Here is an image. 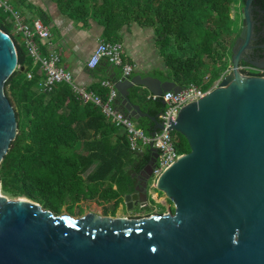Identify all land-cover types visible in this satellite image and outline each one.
I'll return each mask as SVG.
<instances>
[{
	"label": "water",
	"instance_id": "water-1",
	"mask_svg": "<svg viewBox=\"0 0 264 264\" xmlns=\"http://www.w3.org/2000/svg\"><path fill=\"white\" fill-rule=\"evenodd\" d=\"M254 2H245L231 68L220 87L169 125L191 147L154 187L175 211L138 221L94 212L56 216L37 202L7 196L0 176V264H264V79L239 71L253 35ZM17 70L26 67L19 65L13 38L0 28V164L19 134L17 110L6 95ZM113 81L131 119L148 117L152 137L164 130L159 118L134 102L133 90L162 97L183 88L152 76ZM149 147L152 156L142 172L147 182L159 157ZM138 200V194L128 195L124 205L131 209Z\"/></svg>",
	"mask_w": 264,
	"mask_h": 264
},
{
	"label": "trees",
	"instance_id": "trees-1",
	"mask_svg": "<svg viewBox=\"0 0 264 264\" xmlns=\"http://www.w3.org/2000/svg\"><path fill=\"white\" fill-rule=\"evenodd\" d=\"M52 1L64 15L78 22L87 24L94 20L104 26L108 39H119L120 30L133 23L152 28L167 70L153 76L183 89L192 84L201 86L205 77L211 75L207 88L210 89L227 72L232 48L241 33L239 13L242 14L246 2ZM0 28L13 38L19 65L26 67L25 72L17 70L6 84V95L17 110L19 134L0 164L3 192L14 199L28 198L41 204V191L56 184L62 190L75 192L79 204L90 202L102 207L113 204L118 210L124 198L134 193L139 176L151 159L150 147L140 153L131 151L127 136L95 103L81 100L70 85L58 84L50 93L41 92L38 86L45 76L41 66H34L5 19L0 18ZM118 76H122V71ZM119 105L122 107L121 99ZM142 105L160 121V115L167 109L166 104L147 94ZM152 125L148 118L138 123L147 135ZM181 136L184 139L178 144L180 153H190L188 140Z\"/></svg>",
	"mask_w": 264,
	"mask_h": 264
},
{
	"label": "built area",
	"instance_id": "built-area-1",
	"mask_svg": "<svg viewBox=\"0 0 264 264\" xmlns=\"http://www.w3.org/2000/svg\"><path fill=\"white\" fill-rule=\"evenodd\" d=\"M0 8L6 10L12 16L15 32L23 37L27 54L36 64L41 66L45 74L44 79L38 86L40 91L50 93L56 85L68 84L81 100L95 103L102 109L108 119L118 128L126 132L129 138L130 148L133 152L140 153L144 147L153 145L159 152L152 177L156 181L167 168L172 166L184 155L178 149V143L174 136L175 131L169 128L170 123L178 120L180 112L185 107L201 101L218 89L224 80V76L229 72L228 70L222 79L210 89L192 84L183 89L179 94L168 92L162 97L152 95L151 98L153 100L164 101L167 105L166 111L160 115L161 122H163L165 128L163 131L157 133L156 136L152 137L145 134L143 130L136 126V122L133 119L117 108L116 104L119 98V92L116 89L115 83L110 80H104L102 82L103 87L108 89V95L105 98L99 94L89 93L76 84L74 73L61 66L60 54L50 42L51 31L44 22L41 20L26 21L6 0H0ZM43 47L47 48V50L43 51ZM103 61L108 62L112 66L122 68L123 74L127 79H130L136 71L135 64L125 61V48L119 42H100L87 65L90 68H95ZM239 71L246 76L261 77V79H264V69L250 64L240 65ZM28 77L32 79V73H29ZM207 80H209V77Z\"/></svg>",
	"mask_w": 264,
	"mask_h": 264
},
{
	"label": "crops",
	"instance_id": "crops-1",
	"mask_svg": "<svg viewBox=\"0 0 264 264\" xmlns=\"http://www.w3.org/2000/svg\"><path fill=\"white\" fill-rule=\"evenodd\" d=\"M6 1L12 2L14 4L12 7L26 21L41 20L49 27L51 31L50 42L52 43L54 49L60 54L61 66H63L66 70L73 72L76 84L81 88H84L89 93L99 94L105 98L108 95V89L103 87L102 82L104 80H110L115 83L113 80H123L125 77L122 68L112 66L106 61H103L95 68H90L87 65L95 49L102 41L110 43L119 42L124 45L125 61L136 65V71L133 76L142 75L143 77H154L153 75L155 73H165L167 71L164 59L157 47V37L155 36V32L152 28L143 27L137 23H133L128 26H124L120 30L118 34L119 39L112 40L105 36L104 26L94 20L89 21L87 24L78 22L73 18L64 15L59 9L57 3L52 0ZM13 33L17 37L18 44L24 49V51H26L23 37L17 34L14 28ZM44 49L45 51L47 50V48ZM33 63L34 66L38 65L34 61ZM121 71L122 76H118ZM208 77L209 80H207ZM211 81L212 76L207 75L203 85L201 86L208 88ZM137 89H140V91H138V94L135 95ZM137 89L135 88L133 90V100L136 104L141 106L144 113H148L145 110V107H143L142 101L144 94H147L149 98H151L152 95L144 88ZM103 90L106 91L105 95L101 94ZM119 99H121L120 93L116 106L120 111L125 113L123 104L122 107L119 105ZM125 114L127 115V113ZM143 118H140V120H134L137 127L138 123ZM109 121L111 120L109 119ZM153 126L154 124L150 127V132ZM120 133L125 134L128 138V135L124 130L120 129ZM146 147H144V149ZM102 208L104 209L105 206Z\"/></svg>",
	"mask_w": 264,
	"mask_h": 264
},
{
	"label": "rangeland",
	"instance_id": "rangeland-1",
	"mask_svg": "<svg viewBox=\"0 0 264 264\" xmlns=\"http://www.w3.org/2000/svg\"><path fill=\"white\" fill-rule=\"evenodd\" d=\"M8 3L11 7L14 6L12 2H8ZM239 14L241 15L240 18H242L241 12ZM0 18L5 19V21L8 22V24H10L11 33H13V28L15 30V27L13 24L12 16L8 14L6 10L0 8ZM240 22L239 23L241 25L242 19ZM230 67L231 65H229V69ZM174 136L178 144L180 143L181 140L184 139L181 135H179L176 132L174 133ZM155 185H156V180L152 179L150 182L151 195L149 196L151 210L149 211L145 210L143 212H139L137 210L131 212L127 210L125 212L124 211L122 212V207L119 210H115L114 205L112 204V205L105 206V208L108 211V214L114 215L115 213L116 216L122 215V216H128V217L133 218V217H137L138 215L144 216V217L154 216V215L160 216L163 213L167 214L170 208H172V211H175L174 204L172 202H167L165 196H163L161 193L157 192L156 189H154ZM41 193H42L41 204L40 203L39 204L43 208L45 207L44 209H47L53 212L56 216L68 215L71 217L80 218V217L87 215L90 212L101 214L103 211V208L96 203L84 202L82 204H79L76 200V196L74 195L76 194L75 192L62 190L56 184H51V186H49L48 188L46 187L44 191H41ZM70 193H73V194H70ZM152 194L154 198H156L157 200L152 198ZM123 203H124V200H123ZM123 203L121 204L122 206H123Z\"/></svg>",
	"mask_w": 264,
	"mask_h": 264
},
{
	"label": "flooded vegetation",
	"instance_id": "flooded-vegetation-1",
	"mask_svg": "<svg viewBox=\"0 0 264 264\" xmlns=\"http://www.w3.org/2000/svg\"><path fill=\"white\" fill-rule=\"evenodd\" d=\"M252 20L254 23L253 26V35L251 38V41L249 43V46L246 48L243 56V60L240 65L244 64H249L250 62L258 63L260 65L264 66V0H261L260 2H256V4H253V16ZM242 28V24H241ZM145 190L147 191V197L148 201L145 202L143 201V198L145 196ZM139 195V200L136 202H132L131 204V209H128L124 203L123 206L120 205L119 209L122 207V212L124 211H139L143 212L147 210L150 207V202H149V196L151 195V188H150V182H147V176L144 175L143 173L141 176H139L138 184L135 188L134 193L130 195ZM161 197V196H160ZM153 198V194H152ZM125 206V208H124ZM118 209V210H119ZM101 217H111L114 219H127L128 221H133V220H142V219H147L152 216H137V217H128V216H116L108 214V211L106 208L103 209L101 214H97ZM136 216V215H135ZM154 216H159V215H154Z\"/></svg>",
	"mask_w": 264,
	"mask_h": 264
}]
</instances>
